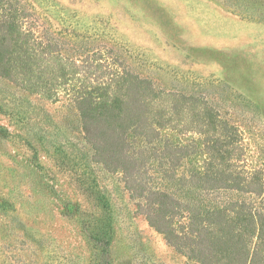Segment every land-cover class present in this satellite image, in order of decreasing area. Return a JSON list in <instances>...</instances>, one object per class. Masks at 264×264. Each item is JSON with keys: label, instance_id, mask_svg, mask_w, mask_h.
<instances>
[{"label": "rangeland", "instance_id": "rangeland-1", "mask_svg": "<svg viewBox=\"0 0 264 264\" xmlns=\"http://www.w3.org/2000/svg\"><path fill=\"white\" fill-rule=\"evenodd\" d=\"M56 1L61 6L41 4L55 27L68 11L67 25L156 89L208 102L243 145L226 165L264 171V0ZM67 88L35 94L0 76V264H101L92 219L106 225L110 264H200L150 224L123 172L94 160ZM165 141L189 148L171 188L203 173L209 157L201 136L165 129L157 149ZM171 162L150 156L148 176L158 182Z\"/></svg>", "mask_w": 264, "mask_h": 264}, {"label": "trees", "instance_id": "trees-1", "mask_svg": "<svg viewBox=\"0 0 264 264\" xmlns=\"http://www.w3.org/2000/svg\"><path fill=\"white\" fill-rule=\"evenodd\" d=\"M41 4L61 6L56 0H0V76L35 94L68 87L94 160L123 172L131 197L146 202L141 209L169 245L200 264H264V171L226 165L243 145L220 112L195 96L156 89L111 50L67 25L68 11L55 27ZM165 129L201 136L209 157L203 173L178 179L175 188L169 185L176 178L172 171L189 148L165 141L157 149ZM138 140L141 150L134 146ZM159 153L172 162L156 182L147 162ZM229 192L250 200L228 199ZM90 221L93 247L101 249V264H110L106 225Z\"/></svg>", "mask_w": 264, "mask_h": 264}]
</instances>
